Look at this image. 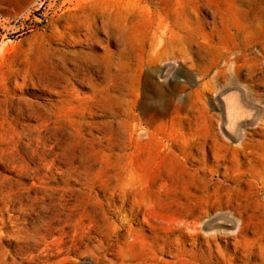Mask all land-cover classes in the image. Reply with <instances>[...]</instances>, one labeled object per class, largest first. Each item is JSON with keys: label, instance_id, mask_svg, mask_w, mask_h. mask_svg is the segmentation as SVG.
Instances as JSON below:
<instances>
[{"label": "rangeland", "instance_id": "374dc122", "mask_svg": "<svg viewBox=\"0 0 264 264\" xmlns=\"http://www.w3.org/2000/svg\"><path fill=\"white\" fill-rule=\"evenodd\" d=\"M236 5L239 32L221 0H0V216L33 197L51 262L264 264V0ZM181 7L205 38L168 59ZM102 24L92 89L73 37Z\"/></svg>", "mask_w": 264, "mask_h": 264}, {"label": "bare ground", "instance_id": "6f19581e", "mask_svg": "<svg viewBox=\"0 0 264 264\" xmlns=\"http://www.w3.org/2000/svg\"><path fill=\"white\" fill-rule=\"evenodd\" d=\"M247 1L248 0H221L223 8L225 9V12L222 14V19L226 21L227 23H229V25H231V27L236 32L241 31V28L243 24L246 23L245 21L247 18L245 11L239 8L236 5V3L244 4V3H247ZM188 11L189 10L185 7L176 9V11L174 12V26L172 27L168 26L164 32L166 34L164 36L165 43L163 47L161 46L164 52L161 54H165V57L168 59L175 56L176 50L179 51L181 54H183L186 51V45H188V42H189L188 40L193 39V37L195 38V36H198L201 38H205L203 33H201L197 28H195L189 23L186 17L188 13L190 12ZM103 28H104L103 24L100 27H88L85 29V33H81L80 32L81 29H78L75 37H73V40L75 42L77 43L83 42L86 45H88V48H87V51H73L72 52L74 56H77V55L82 56L84 64L78 65L76 63L75 64V67H77L76 73L75 74L73 73L74 75H70V77L72 76L76 77V80L80 83L88 82L92 86V89L95 88V83H92L91 76L83 77V75H85L83 74V71L86 70L87 73L96 71L94 69V66L92 65L93 64L92 57L95 55L92 54L91 48L94 46L96 47L104 46L105 43L108 42L109 40L108 37H106L105 39H102L98 36V33L101 30H103ZM82 35L84 36V38ZM157 36L159 37V35ZM160 43H162V41ZM107 52L109 51L106 50L105 53ZM65 72H68L67 69H65L61 77H64L66 82H68L69 78L64 76ZM62 86L64 90L58 91L57 93H53V94H57L59 96H65V93H66L65 85H62ZM61 100L62 99H59L56 102H60ZM148 110L153 111L152 108L150 107L147 109V111ZM163 114L165 115L168 114V108H164ZM240 114L241 113L239 109H237L235 112V116H239ZM6 200L8 202L9 209L13 211L15 214L10 215L8 217L0 216V264H61V263L68 264L69 260L67 259V257H62L52 262L50 261L51 258L56 257L59 254L68 253L70 250V247H66L60 251L51 250V246L54 244V241L56 240V238L52 239L51 241L47 240L48 236H50L51 228L48 226L49 222L45 220L43 217H41L40 215V211L42 210V208L41 206H39V203L33 197L23 198L20 196H9L6 198ZM2 203L3 204L5 203L4 200L2 201ZM0 205H1V202H0ZM29 213H34L33 214L34 217H31L30 220L28 221L25 217ZM0 215L2 214L0 213ZM28 225H30V227H28ZM175 231H177V233L173 236V238L169 236L167 237L172 240H176L178 243H181L184 239L189 238L191 240L203 239L208 244L209 239L201 236L199 231H195L193 234H186L181 229H176ZM114 237H117V235H114ZM4 241L7 242V244H2V242ZM112 241H113V238L105 236L103 238V241L100 243L101 249H103L105 244H109ZM44 244H47L48 246H46L44 250L43 249L39 250L38 254L34 253V250H36L37 246L44 245ZM41 257L43 259H40ZM101 259L105 261L107 264L114 263L111 260L105 259L104 256H102Z\"/></svg>", "mask_w": 264, "mask_h": 264}]
</instances>
